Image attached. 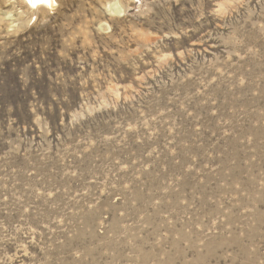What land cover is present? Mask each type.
Returning <instances> with one entry per match:
<instances>
[{
	"label": "rangeland",
	"instance_id": "1",
	"mask_svg": "<svg viewBox=\"0 0 264 264\" xmlns=\"http://www.w3.org/2000/svg\"><path fill=\"white\" fill-rule=\"evenodd\" d=\"M0 264H264V0H0Z\"/></svg>",
	"mask_w": 264,
	"mask_h": 264
},
{
	"label": "snow or ice",
	"instance_id": "2",
	"mask_svg": "<svg viewBox=\"0 0 264 264\" xmlns=\"http://www.w3.org/2000/svg\"><path fill=\"white\" fill-rule=\"evenodd\" d=\"M29 3L33 4V6H36L37 4L50 5V0H29Z\"/></svg>",
	"mask_w": 264,
	"mask_h": 264
},
{
	"label": "bare ground",
	"instance_id": "3",
	"mask_svg": "<svg viewBox=\"0 0 264 264\" xmlns=\"http://www.w3.org/2000/svg\"><path fill=\"white\" fill-rule=\"evenodd\" d=\"M55 4V0H50V5L49 6H52V5H54ZM37 5H44L45 6V4H37ZM118 7V6H117ZM116 7V9L114 10L115 12H116V10L119 12L120 11V7H118L117 8Z\"/></svg>",
	"mask_w": 264,
	"mask_h": 264
}]
</instances>
